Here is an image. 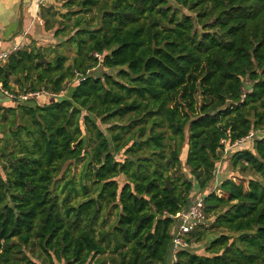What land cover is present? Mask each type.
Segmentation results:
<instances>
[{
    "label": "trees",
    "instance_id": "16d2710c",
    "mask_svg": "<svg viewBox=\"0 0 264 264\" xmlns=\"http://www.w3.org/2000/svg\"><path fill=\"white\" fill-rule=\"evenodd\" d=\"M63 7L40 5L55 46L0 64L8 93L43 92L0 103V264H264V0Z\"/></svg>",
    "mask_w": 264,
    "mask_h": 264
},
{
    "label": "crops",
    "instance_id": "0c3cea01",
    "mask_svg": "<svg viewBox=\"0 0 264 264\" xmlns=\"http://www.w3.org/2000/svg\"><path fill=\"white\" fill-rule=\"evenodd\" d=\"M44 2L48 6V0ZM42 20L38 0H0V53L31 43L44 28ZM203 193L193 191L195 196ZM176 219L174 230L179 223Z\"/></svg>",
    "mask_w": 264,
    "mask_h": 264
},
{
    "label": "rangeland",
    "instance_id": "374dc122",
    "mask_svg": "<svg viewBox=\"0 0 264 264\" xmlns=\"http://www.w3.org/2000/svg\"><path fill=\"white\" fill-rule=\"evenodd\" d=\"M65 0H48V2L46 3L48 6L53 5L55 7H57L58 9H60L61 11L65 12L66 9L63 7V3ZM43 4H45V2H43ZM76 9V8H73ZM60 17V15H58ZM86 16H89V14H86ZM75 19V15L72 16V18L68 21V23L70 25H72V23L74 22ZM43 25H44V20H42ZM36 35V34H35ZM59 41V38L57 36L54 35V30L51 31H46L45 28H43V30L41 31V33H39L38 36H36L35 39H33V41L31 43H28V46H33V45H37V46H43V47H53L57 44V42ZM70 54L72 55L73 53L70 52ZM71 57V56H70ZM71 61V60H70ZM99 69V68H97ZM47 96H51V97H55V98H59V97H64L67 93V91H62L60 94H49L47 92H45ZM14 95L16 96H25L27 94H23L21 93L18 89H16L13 92ZM39 97H43V92H40ZM38 97V96H36ZM10 99V95L7 93L6 90H4L1 86H0V103H4L6 101H8ZM17 100V102H20L19 98H12ZM230 150L225 152L222 156V159L219 163V175H218V179L219 182H221L222 180H224L228 175H230L231 173H233L234 171L236 173H239V171L234 170L232 168V166L230 165ZM84 162H79V163H71L69 164L70 167V173H75L77 176H79L80 173H82L83 169H84ZM63 183V181H62ZM196 190H199V188L197 187ZM194 202L192 204H194L197 200L196 196L194 197ZM180 221V220H179ZM206 226V225H204ZM205 241L202 242H197V241H193V246H195V248H202L201 245H203ZM171 263V260H170Z\"/></svg>",
    "mask_w": 264,
    "mask_h": 264
},
{
    "label": "built area",
    "instance_id": "2783aa9c",
    "mask_svg": "<svg viewBox=\"0 0 264 264\" xmlns=\"http://www.w3.org/2000/svg\"><path fill=\"white\" fill-rule=\"evenodd\" d=\"M44 1L45 0H38V5L39 6L42 5ZM17 49H19V47H14L11 50L1 52L0 53V64L2 62H4L13 51H15ZM97 56L100 57L99 54H97ZM1 86H2V84H1ZM8 94L10 95L11 98H19L20 101H22V100H25L31 96H38L40 94V92L30 93V94L25 95L24 97L21 95L16 96L13 93H8ZM253 136H254V132H251L247 137L236 141L234 143V145L241 144L245 139L253 137ZM229 148L230 147H228L226 149V151ZM219 172L220 171L218 169L217 173H219ZM217 176H218V174H217ZM203 206H204V194H200L197 196V200L194 204H192L189 208H187L181 212H178L177 215L175 216L176 218H179V220H180L178 223L177 229L174 230V238H173V242H172V252H173V257L175 260L177 259L176 253L179 250L190 246V244L186 241L184 235L189 233L190 230L194 226L203 225L206 223L207 216L203 210Z\"/></svg>",
    "mask_w": 264,
    "mask_h": 264
}]
</instances>
